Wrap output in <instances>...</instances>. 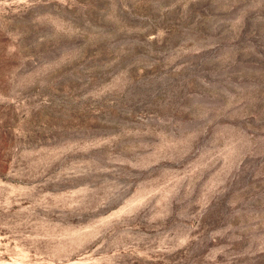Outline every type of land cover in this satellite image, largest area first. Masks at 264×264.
<instances>
[{"label":"rangeland","instance_id":"1","mask_svg":"<svg viewBox=\"0 0 264 264\" xmlns=\"http://www.w3.org/2000/svg\"><path fill=\"white\" fill-rule=\"evenodd\" d=\"M0 264H264V0H0Z\"/></svg>","mask_w":264,"mask_h":264}]
</instances>
